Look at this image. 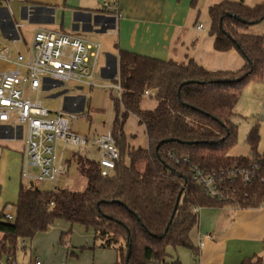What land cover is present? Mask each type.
I'll return each mask as SVG.
<instances>
[{
  "label": "trees",
  "instance_id": "obj_1",
  "mask_svg": "<svg viewBox=\"0 0 264 264\" xmlns=\"http://www.w3.org/2000/svg\"><path fill=\"white\" fill-rule=\"evenodd\" d=\"M209 14L215 50H237L245 66L236 72H210L192 60L165 62L120 50L123 92L121 99L111 94V131L120 153L114 172L103 177L98 161L77 155V171L87 182L85 191H44L35 184L21 185L15 220L5 221L0 212V264L16 261L19 241L47 232L57 220L92 230L101 248L118 252V264H166L169 249L199 256L190 239L199 222L194 209L264 206L259 128H253L247 138L254 157L229 155L238 137L235 107L246 82L262 78L264 72V36L247 33L251 26L230 15L258 25L264 18V4L251 8L224 1L211 7ZM146 92L153 93L149 98L156 101L154 109L143 108ZM131 115L145 128L148 149L126 154L125 125ZM164 141L170 142L161 145ZM256 163L250 182L230 176L235 167ZM195 168L216 173L229 199L208 197L193 179Z\"/></svg>",
  "mask_w": 264,
  "mask_h": 264
},
{
  "label": "crops",
  "instance_id": "obj_2",
  "mask_svg": "<svg viewBox=\"0 0 264 264\" xmlns=\"http://www.w3.org/2000/svg\"><path fill=\"white\" fill-rule=\"evenodd\" d=\"M224 1L239 2V0H119L123 18L120 21L119 34L114 35L108 33L103 27L107 17L102 13V0L12 2L10 4L12 15L8 12L7 4L1 0L0 42L2 45L13 47L15 53H22V49L25 48L27 51L30 47L37 30L47 29L100 43L102 55L95 77V83L99 86L110 84L113 77L119 73L120 50L165 62L187 63L192 60L210 72L239 71L246 63L243 56L234 49L228 52L216 51L215 37L210 33V9ZM14 24L21 26L22 43L18 45H14L11 41ZM200 25L203 26L201 30L198 29ZM75 89H77L76 85L56 91L43 90L40 93V99L41 95H45L48 100L64 95L67 100L66 106L60 111L68 114H82L84 99L88 100V98L87 96L69 97L70 92L85 88ZM86 89L90 91V94H93L95 90L88 87ZM96 89L108 91V96H111L108 89ZM108 101L110 108L111 100L108 99ZM253 102L259 106L256 112L252 113L259 124L254 120L247 133L258 127L263 140L264 96L258 97ZM237 106L234 110L236 117L239 116ZM46 107L50 109L48 105ZM87 109L92 110L90 99L85 111ZM113 119L114 110L112 121ZM81 120H85V117L75 121L73 125L75 131L76 124ZM130 120L131 122L134 120L138 129L142 128V134L147 138L145 128L139 126L138 119L131 115L125 125V134L129 136V143L132 140L131 134L127 131ZM89 121L90 118L88 132L82 133L78 130L76 132L83 136H95L94 138L105 134L106 131L96 135ZM112 121L110 120V125ZM23 150L24 144L21 140L13 141L2 132L0 133V186L2 189L0 211L9 203H17L21 185L28 186L24 184L22 178ZM258 154L264 157V154L261 155L259 152ZM76 161L75 154L68 156L63 151L60 154L59 149V162L66 167V171L60 183L55 186L56 188H66L65 176H69L72 170L78 172ZM190 239L194 247L198 249L199 256L184 249H169L166 262L171 264H244L248 260L252 263L260 260L261 264H264V206L252 209L203 208L199 213L198 225L192 231ZM25 245L24 243L23 247ZM31 256H34L33 253Z\"/></svg>",
  "mask_w": 264,
  "mask_h": 264
},
{
  "label": "built area",
  "instance_id": "obj_3",
  "mask_svg": "<svg viewBox=\"0 0 264 264\" xmlns=\"http://www.w3.org/2000/svg\"><path fill=\"white\" fill-rule=\"evenodd\" d=\"M2 1L7 4L10 15L12 2H26V0ZM101 8L107 17L104 29L110 34L118 35L120 21L123 18L119 0H102ZM13 27L11 41L18 45L22 43L21 26L14 24ZM198 29H203V26L200 25ZM13 55V47L2 45L0 42V62L10 66L7 70L0 69V133L10 140H21L24 144L22 178L57 186L66 171V167L59 162L60 144L78 149L89 146L96 148L101 175L109 177L120 159L119 149L111 131L97 138H90L80 135L73 128L75 121L86 113L88 100L84 99L82 114H68L63 111L54 113L40 99L43 90L56 91L67 88L70 84H75L81 89L85 87L91 90L108 89L113 97L121 99L123 89L119 73L108 85L99 86L95 83L102 55L101 44L80 36L39 29L27 49V54L17 52L15 58ZM150 94L146 92L147 97ZM256 168L257 163L250 168L235 167L231 170L230 176L240 177L247 183L253 178ZM193 179L208 197L219 201L229 199L222 192L216 173L195 168ZM1 197L0 186V199ZM201 210L196 208L193 211L199 214ZM2 212L5 221L15 220L16 207L13 204L5 205ZM5 264L18 263L9 260ZM34 264L42 262L36 259Z\"/></svg>",
  "mask_w": 264,
  "mask_h": 264
},
{
  "label": "rangeland",
  "instance_id": "obj_4",
  "mask_svg": "<svg viewBox=\"0 0 264 264\" xmlns=\"http://www.w3.org/2000/svg\"><path fill=\"white\" fill-rule=\"evenodd\" d=\"M240 2H243L246 6H256L264 3V0H239V2L233 3ZM247 33L264 36V22L251 26L247 30ZM21 51L23 54H27L25 48ZM15 56L16 53L14 52L13 58H15ZM9 68L10 66L8 64L0 62L1 70H7ZM74 85L75 84H70L68 87ZM75 90L79 89L77 88ZM107 92L108 91L95 89L94 93L90 94V91L86 89V87L84 90L70 92L69 97L77 98L78 96H87L88 102L89 99L91 100L92 110L87 109L86 113L81 115V118L85 117V120H81L76 124V128L79 132H88V127L90 126L88 123L89 118L92 123V130L96 131V135L102 134L105 131H111V128L109 127L111 126L110 120L112 121L113 117V101L111 96H108ZM262 95L264 96V72L262 78L248 80L243 89V94L237 106L239 116L233 119V122L238 126V137L236 144L229 152L231 157L238 158L246 156L252 158L251 148L247 144V137L249 135L247 132H249L254 120L259 124V121H257L252 114L253 112H256L259 106L253 101ZM65 98L64 95H61L57 98L48 100L45 95H41V100L46 106L48 105L54 113L64 109L67 101ZM108 99L111 100L110 108ZM99 105L102 107H98ZM155 106V99H148V97L145 98L143 102L144 109H154ZM133 121L134 120L131 122L130 120L128 129L126 128L129 134H131L132 139L129 143V136H126V154L139 148L148 149L147 138L142 134V128L139 127L138 129V125ZM94 137L95 136L90 138ZM59 149L60 154L63 151L68 156L70 154H75V156H86V158L92 161H98L99 159L96 149L91 146L84 149H78L73 146H64L60 144ZM258 152L261 155L264 154V139L260 141ZM126 161L128 162V159H126ZM70 173L69 176H65L67 179L66 188L74 192L85 191L87 187L86 180L78 172L72 170ZM23 182L28 186L35 184L39 189L44 191H52L56 188L50 183H38L29 180H24ZM15 204L16 203L13 205ZM25 244L26 245L23 247V240L19 241L18 251L16 252V260L18 264H34L36 257L42 262V264H118L121 260L120 255L116 250L101 248L102 242L95 237L92 230H88L82 225L70 224L62 220H57L47 232L37 234L32 240H25ZM32 253L34 256H31ZM1 264H5V261H2Z\"/></svg>",
  "mask_w": 264,
  "mask_h": 264
},
{
  "label": "water",
  "instance_id": "obj_5",
  "mask_svg": "<svg viewBox=\"0 0 264 264\" xmlns=\"http://www.w3.org/2000/svg\"><path fill=\"white\" fill-rule=\"evenodd\" d=\"M230 17H232V18H234L235 20H237V21H239L240 23H242V24H248V25H250V26H254L255 25V23H247L245 20H242V19H240V18H238L237 16H234V15H230ZM264 21V18L260 21V23H262ZM189 82H187V83H185V84H188ZM190 83H192V82H190ZM167 142H170V141H164V142H162L161 143V145H163V144H165V143H167ZM130 250H129V253H128V258H129V256H130Z\"/></svg>",
  "mask_w": 264,
  "mask_h": 264
}]
</instances>
